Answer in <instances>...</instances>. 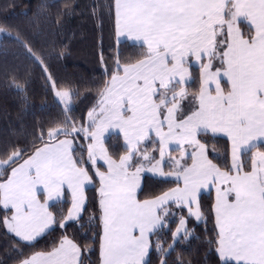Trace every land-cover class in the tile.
Masks as SVG:
<instances>
[{"label":"crops","instance_id":"1","mask_svg":"<svg viewBox=\"0 0 264 264\" xmlns=\"http://www.w3.org/2000/svg\"><path fill=\"white\" fill-rule=\"evenodd\" d=\"M115 14L117 40L143 45L149 52L145 60L124 67L122 73L109 82L108 89L117 98L113 117L122 124L127 120L132 125L119 132L125 146L128 137L137 138L133 149L136 154L150 135H136L141 128L133 124H146L156 117L155 121L163 123L159 130L157 128L160 133L157 136L162 134L170 138L171 147L179 148L177 135L170 134L181 129L190 134L186 136L192 143H197L199 134L206 133L225 138L231 145L229 171L216 167L209 160L205 146L198 143L191 164L180 168L182 174H193L194 177L188 182L176 180L179 182L177 187L145 203L167 196L161 201L158 213L171 203H180L200 220V197L212 193L221 259L233 264H264V150L257 148L264 144V0H115ZM242 20L253 27L252 39L245 38L240 32ZM222 41L226 48L219 54ZM191 67L201 69L198 106L193 114L178 121L180 101L191 81ZM175 85L180 87L179 91L157 102L161 89L167 91ZM121 104L130 105V111L123 113ZM162 106L167 108L164 117L160 113ZM170 116H173V122L169 123ZM252 149L251 168L243 171L241 156ZM160 150L159 145V154ZM173 150L176 149L171 152ZM181 154L182 151L169 155L178 157ZM173 170L174 165L169 168L165 164L166 172L173 173ZM141 188L133 191L134 203L138 205L137 193ZM183 189L184 195L170 197L169 194ZM119 194L110 235L102 215L101 264L114 261L115 253L134 227L136 232L133 233H139L138 225L144 229V234L134 260L137 264H145L150 252V237L163 222L155 212L157 225L152 224L154 217L147 214L143 203L138 212L126 211L122 206L126 192L119 191ZM78 218H70L69 212L68 220ZM41 220L40 229L44 234L54 226L49 209ZM12 225L10 216L6 227L15 235L10 229ZM134 252L130 253L131 258ZM80 261L78 246L65 239L54 251L35 254L23 263L80 264Z\"/></svg>","mask_w":264,"mask_h":264},{"label":"trees","instance_id":"2","mask_svg":"<svg viewBox=\"0 0 264 264\" xmlns=\"http://www.w3.org/2000/svg\"><path fill=\"white\" fill-rule=\"evenodd\" d=\"M0 28L8 32L0 39V159L18 155L0 174V264H21L34 254L55 250L65 239L78 246L80 264H101V181L88 160L86 144L91 138L87 140L85 133L73 131L86 127V123L88 133L94 131L89 114L98 106L110 80L122 73L124 67L145 60L148 49L117 40L115 0H0ZM240 28L245 38H252L249 26L241 22ZM225 48L222 41L218 53L223 54ZM56 89L71 92L75 119L58 101ZM179 90L175 85L164 91V98L159 94L156 100L161 102ZM200 90L201 69L191 67V81L180 101L178 121L197 110ZM59 128L65 132L52 136L51 132ZM63 138L73 139V157L91 177L92 185L85 190L84 208L77 220H68L72 202L67 194L65 199L49 206L54 226L34 242L22 241L7 230L11 211L2 207L1 184L36 150ZM198 143L205 146L216 167L223 171L231 169L229 140L201 133ZM104 146L115 160L129 152L121 134L109 135ZM257 148L264 150V144ZM150 149H154V155L147 157ZM180 152L176 149L171 154ZM253 152L254 149L242 154L243 171L251 168ZM193 154L194 150L183 161V168L191 164ZM159 157V142L150 136L139 146L131 167L137 168L143 161L153 164ZM166 166L170 168L171 164ZM97 168L107 170L103 164ZM178 184L176 180L144 175L137 200L158 198ZM199 205L200 220L185 207L173 203L166 207L176 209L177 213L151 235L145 264H233L224 262L219 255L212 193L202 194ZM180 215L187 219V231L175 240Z\"/></svg>","mask_w":264,"mask_h":264},{"label":"rangeland","instance_id":"3","mask_svg":"<svg viewBox=\"0 0 264 264\" xmlns=\"http://www.w3.org/2000/svg\"><path fill=\"white\" fill-rule=\"evenodd\" d=\"M241 22L251 28L254 36V29L246 20L239 22L240 32L242 33L240 28ZM7 34L8 32L6 30L0 28V39ZM109 84L101 94L98 106L89 114L88 121L89 124L94 125V131L88 133V124L86 123V127L83 128L80 126L75 128L73 132L85 133L84 136L87 140L89 137L91 138V141L86 144L88 160L95 167V172L101 181L99 191L102 203V215L104 223L109 229L110 235L113 231V213L115 212L117 199L120 196L119 191L126 192L127 196L122 202V206L126 211H132L133 213L135 211L138 212L143 203V207H146L147 214L153 215L154 217L155 222H151L152 224L157 225L158 217H160L162 222L165 221V223H168L170 219L175 217L174 213H177L176 209L166 208L158 213L162 204L161 201H164L167 196L161 198L160 201H153L146 204V200L139 202L138 205L134 203L133 191L142 187V176L144 175L159 178H172L174 180H186V182H188L190 178L194 177L193 174H182L180 168H182L183 161L191 156V151L196 150L198 140L197 143L189 142V138L186 135L190 134H188L186 130L181 129L178 133L172 132V134H170L177 135L179 148L171 147L170 145L172 141L170 138H165L162 134L157 136L160 134L157 131V128L159 130L163 123L155 121L158 119V117H156L154 119L152 118L151 121L146 124H133V126L141 128L136 135L149 134L159 142V145L161 146L159 160L151 165L148 163H140L137 168L131 167V164L136 157L133 149L135 148L134 146L137 142V138L134 137H128L129 141L126 143V146L130 148L129 153L124 154L120 160L111 158L105 149L103 139L110 134L112 135V133L119 134L123 129L132 125L127 120L123 121L125 124H122L113 117L115 113L114 104L117 103V98L116 94L113 93L111 89H108ZM55 93L58 101L63 105L66 112L75 119L77 114L73 107L71 92L65 89H56ZM159 94L164 98L165 92L162 91V89ZM122 105L123 108L121 107V110L123 113L125 111H130V105L121 104L120 106ZM166 112L167 108L164 109L162 106L160 113H162L163 116H161L164 117ZM170 117V120H168L169 123L173 122V116ZM63 132H65V130L59 128L52 131L51 135L55 136ZM180 135L185 136L182 137ZM74 147L75 144L71 138H63L55 143L43 146L39 150H36L29 159L15 167L11 171L9 178L1 184V186L3 185L1 188L2 207L11 211L13 225L10 226V229L15 233V236L22 241L31 243L43 236L40 229L41 223H39V221H42L41 219L46 215L52 202H58L65 199L67 194L70 196L72 202L70 218L80 217L85 204V190L92 185V181L88 171L77 165L72 154V148ZM172 149H179L182 151V154L178 157H170L169 154H171ZM153 155L154 149H150L147 153V157H152ZM17 157L18 155L14 154L7 160L0 159V174H2L4 169L7 168V166ZM167 163L174 165L173 173L165 171V164ZM98 164L105 165L108 170L106 172L99 170L97 168ZM177 191L178 190L173 192L174 194H169L170 197L176 198L180 194L184 195V189L180 192ZM177 205L181 206L180 203ZM155 212L159 214L158 217ZM180 216V223L174 234L175 240L187 231V219L183 217V215ZM123 221L124 223L126 222L125 220ZM134 228L131 231L129 238L124 239V242L121 245L122 247L120 246L118 252L115 253L116 256L113 259L114 261H111L110 264H137V260H134V258L139 254L136 249L140 247V241L144 234V229L138 225L137 231H140L138 234L136 233V235L133 233L136 232ZM130 239L132 240V243L129 242ZM132 251L135 252L133 253L134 256L131 258L130 253ZM23 264L26 263L24 262Z\"/></svg>","mask_w":264,"mask_h":264}]
</instances>
